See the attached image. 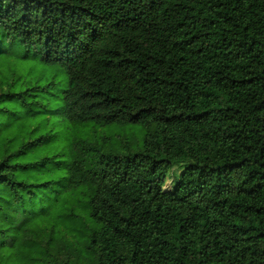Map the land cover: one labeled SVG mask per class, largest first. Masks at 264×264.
I'll return each instance as SVG.
<instances>
[{
    "label": "trees",
    "instance_id": "trees-1",
    "mask_svg": "<svg viewBox=\"0 0 264 264\" xmlns=\"http://www.w3.org/2000/svg\"><path fill=\"white\" fill-rule=\"evenodd\" d=\"M76 263L264 264V0H0V264Z\"/></svg>",
    "mask_w": 264,
    "mask_h": 264
},
{
    "label": "rangeland",
    "instance_id": "rangeland-1",
    "mask_svg": "<svg viewBox=\"0 0 264 264\" xmlns=\"http://www.w3.org/2000/svg\"><path fill=\"white\" fill-rule=\"evenodd\" d=\"M28 65L30 66V74L36 76V79H39L41 83L53 81L57 84L53 90L64 87V72L59 68L55 66L42 67L35 62H29ZM68 134L72 135L70 136L72 138H79L92 143L100 148L103 154H133L142 150L146 131L142 126L133 124L95 126L89 123L84 127L71 128ZM66 136L65 133L59 141L64 140ZM179 174L180 169L178 167L171 169L165 188H168ZM77 263H82V261Z\"/></svg>",
    "mask_w": 264,
    "mask_h": 264
}]
</instances>
